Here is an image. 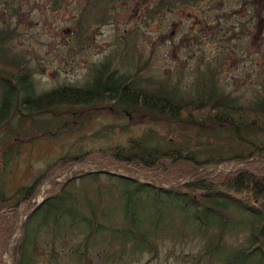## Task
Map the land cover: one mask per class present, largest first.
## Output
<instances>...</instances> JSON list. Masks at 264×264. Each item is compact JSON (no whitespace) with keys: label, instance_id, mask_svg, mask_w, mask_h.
Masks as SVG:
<instances>
[{"label":"trees","instance_id":"trees-1","mask_svg":"<svg viewBox=\"0 0 264 264\" xmlns=\"http://www.w3.org/2000/svg\"><path fill=\"white\" fill-rule=\"evenodd\" d=\"M48 1L52 11L60 8L61 0ZM130 1L83 0L73 27L77 44ZM210 1L150 0L142 20ZM224 1L217 2L223 7ZM227 4L234 8L218 11L229 16L218 36L224 43L227 26L242 31L253 22V28L260 14L252 0ZM16 28L0 20V180L21 144L77 133L102 116L126 125L118 129L123 139L99 148L81 149L85 138L78 137L70 146L74 152L49 162L26 184L4 190L0 181V264L17 210H31L42 186L38 208L19 227L12 264H149L158 249L172 253L191 243L198 251L188 264H264V85L242 105L217 85L212 71L188 90L142 78V69H130L137 67L139 51L128 37L91 66L81 87L37 93L26 59L11 47ZM115 56L125 70L110 69ZM136 127L143 131L134 137L130 130ZM157 128L166 132L160 135ZM106 129L114 125L100 133ZM85 161L141 181L83 171L66 180ZM232 163L246 168L215 170Z\"/></svg>","mask_w":264,"mask_h":264},{"label":"rangeland","instance_id":"rangeland-1","mask_svg":"<svg viewBox=\"0 0 264 264\" xmlns=\"http://www.w3.org/2000/svg\"><path fill=\"white\" fill-rule=\"evenodd\" d=\"M217 1L201 3L193 9L174 10L145 23L142 14L150 5V0H131L124 9H118L107 24L92 27L80 45L72 35L83 0H61L60 8L55 11L51 10L48 0H0V20L17 25L18 36L11 47L26 59L37 93L63 85L81 87L88 80L91 66L109 58L130 37L134 39L139 51V61L135 63L137 67L130 69H142V78L175 84L181 90H188L194 87L199 75L204 73L202 78L207 79L206 74L212 71L217 85L235 98L238 104L246 105L260 94L261 85H264V62L260 64L262 58L258 35L250 27L248 32L236 30L240 37H231L227 43L215 41L216 37L211 35L210 29L212 19L218 15L219 10L229 11L234 8L227 4L229 0H225L224 7L219 9ZM10 9L16 10L18 14L13 15ZM242 15L248 17L246 12ZM118 64L117 57H113L110 69L117 66L125 70ZM109 125H114V129L100 133L102 127ZM125 125V120L102 116L77 130V133L60 134L57 137L45 135L33 142L21 144L5 167L0 180L2 188L8 190L28 183L30 176L49 162L67 152H74L70 146L79 141L78 137L85 138V145L81 148L84 150L123 139L118 129ZM158 130L160 135L166 132V129ZM142 131L136 127L130 133L137 137ZM240 164L232 163L220 167V170L224 172L231 168L233 172L246 168ZM91 167L90 161H85L70 170H91ZM43 188L30 201L31 210L41 201ZM22 209L20 206L15 215L17 225L26 215ZM18 236L19 230L15 229L2 254L5 264L13 261L11 249ZM158 251L157 258L149 264H188L198 249L191 243L172 253L168 249Z\"/></svg>","mask_w":264,"mask_h":264},{"label":"flooded vegetation","instance_id":"flooded-vegetation-1","mask_svg":"<svg viewBox=\"0 0 264 264\" xmlns=\"http://www.w3.org/2000/svg\"><path fill=\"white\" fill-rule=\"evenodd\" d=\"M252 2H256V6H258V9L260 10V14L257 15V18L255 20V23H256L255 27L253 26V28H255L254 31L258 35L257 37L260 36V38H261V44H262L261 51H260V53H261L260 57L262 58V61L260 62V64H261V63H263V59H264V44H263V41H264V0H252ZM218 6H219V9L224 7V6L221 7L219 4H218ZM240 11H241V9L238 10V12H240ZM227 13L228 12H223L221 14L216 15L212 19V23H211L210 29L212 30V34L211 35L216 37L215 41L221 42V39L218 38V36L220 35L219 31H221V29L223 27V24H222L223 21H224L223 19H227V17H229ZM231 17L233 18L234 16H232V14H231ZM253 24L254 23L252 22L251 26ZM237 29L238 28H236L235 25H232L230 27L227 26L226 27V30H227L226 35L227 34L228 35L226 37V40L230 41L232 35H234L236 33L238 34V31H236ZM242 32H248V28L247 29H243ZM261 66H263V65H261Z\"/></svg>","mask_w":264,"mask_h":264},{"label":"water","instance_id":"water-1","mask_svg":"<svg viewBox=\"0 0 264 264\" xmlns=\"http://www.w3.org/2000/svg\"><path fill=\"white\" fill-rule=\"evenodd\" d=\"M97 172L101 173V174H110V175H114V176H118V177H122V178H128L131 181H141L139 178H136L134 176L126 177V176L120 174L118 171H110V170H107V169H101V170H98ZM145 181L148 184H153L152 183L153 180H145ZM38 206H39V203H37L35 205V207L31 211L26 213V215L24 216V219L22 220V222L19 225H17L18 229H19V226H21V224H23V222H25L30 217V215L34 213V211L38 208ZM6 247H7V244H6ZM6 247L4 248V251L6 250ZM11 264H12V261H11Z\"/></svg>","mask_w":264,"mask_h":264},{"label":"built area","instance_id":"built-area-1","mask_svg":"<svg viewBox=\"0 0 264 264\" xmlns=\"http://www.w3.org/2000/svg\"><path fill=\"white\" fill-rule=\"evenodd\" d=\"M92 165V167H91V170H97L98 169V167H97V164H96V162L95 161H91L90 162V166ZM235 166H238V165H235ZM221 168L220 167H217L215 170L217 171V172H223V170H220ZM90 170V169H89ZM230 170H231V168H230ZM230 170H228V171H224V172H230Z\"/></svg>","mask_w":264,"mask_h":264},{"label":"bare ground","instance_id":"bare-ground-1","mask_svg":"<svg viewBox=\"0 0 264 264\" xmlns=\"http://www.w3.org/2000/svg\"><path fill=\"white\" fill-rule=\"evenodd\" d=\"M12 240L14 239V236L11 238ZM8 251V250H7Z\"/></svg>","mask_w":264,"mask_h":264}]
</instances>
